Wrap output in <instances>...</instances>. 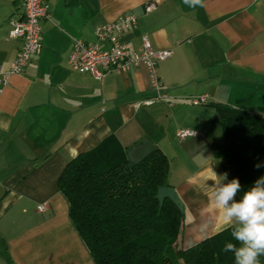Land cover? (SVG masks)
<instances>
[{"label": "crops", "instance_id": "1", "mask_svg": "<svg viewBox=\"0 0 264 264\" xmlns=\"http://www.w3.org/2000/svg\"><path fill=\"white\" fill-rule=\"evenodd\" d=\"M45 2L50 14L40 21V49L0 95V264H96L57 179L69 159L107 138L126 156L148 141L166 157L168 185L184 205L177 248L231 228L210 195L225 173L213 104L246 107L264 118V0H205L195 9L183 0ZM150 3L154 8L145 12ZM21 10V0H0L1 69L22 45L9 37L7 21ZM125 12L138 23L121 41L137 49L146 35L154 49L171 51L156 65L163 90L175 98L171 104L143 103L153 96L143 65L100 80L68 65L74 38L92 42L96 28ZM201 94L208 103L176 99ZM179 129L195 135L179 139ZM197 152L206 163L195 162Z\"/></svg>", "mask_w": 264, "mask_h": 264}, {"label": "trees", "instance_id": "2", "mask_svg": "<svg viewBox=\"0 0 264 264\" xmlns=\"http://www.w3.org/2000/svg\"><path fill=\"white\" fill-rule=\"evenodd\" d=\"M213 105L224 145L221 167L229 181L239 179L241 197L264 176V118L246 107ZM167 175L161 151L132 163L115 138L68 160L57 187L96 264H235L234 254L222 251L235 242L231 228L177 248L183 214L169 199L159 206L155 197L168 185ZM259 260L264 264V256Z\"/></svg>", "mask_w": 264, "mask_h": 264}, {"label": "built area", "instance_id": "3", "mask_svg": "<svg viewBox=\"0 0 264 264\" xmlns=\"http://www.w3.org/2000/svg\"><path fill=\"white\" fill-rule=\"evenodd\" d=\"M153 8L154 4L150 3L145 6L144 11L148 12ZM21 9L20 15L12 14L7 20L9 37L21 38L22 45L8 67L0 68V95L8 85L10 78L23 72L32 55L39 51L41 46L40 21L48 19L50 14L45 0H21ZM137 23V15L125 12L96 28L92 42L74 38L67 63L72 70L89 73L97 80L102 79L109 72H124L131 66L143 65L149 71L151 90L153 91V96L145 99L143 103L151 104L163 101L171 104L175 98L163 90L162 81L156 74L157 63L170 56L171 51L154 49L146 35L140 37L137 49H133L129 43L121 41L122 33L125 30L136 28ZM176 99L193 105L208 103L206 94ZM193 134L194 131L189 129L176 131V137L179 139ZM44 208L45 204L37 206L39 211Z\"/></svg>", "mask_w": 264, "mask_h": 264}, {"label": "clouds", "instance_id": "4", "mask_svg": "<svg viewBox=\"0 0 264 264\" xmlns=\"http://www.w3.org/2000/svg\"><path fill=\"white\" fill-rule=\"evenodd\" d=\"M183 3L195 9L203 7L205 0H183ZM207 159L202 153L194 154V160L199 164L206 163ZM227 176L224 173L222 181H215L210 194L225 224L231 227V237L235 241L226 243L222 251L232 252L235 264H260L259 257L264 256V176L244 191L239 200L236 196L241 183L238 178L225 183Z\"/></svg>", "mask_w": 264, "mask_h": 264}, {"label": "water", "instance_id": "5", "mask_svg": "<svg viewBox=\"0 0 264 264\" xmlns=\"http://www.w3.org/2000/svg\"><path fill=\"white\" fill-rule=\"evenodd\" d=\"M155 150L156 147L152 143L148 141L141 142L139 144L131 146V148L127 150V158L132 163H138ZM155 197L159 202V206L162 205L164 199H169L174 205L177 206L178 210L182 214H184V205L179 199L173 187L169 185L160 186L156 192Z\"/></svg>", "mask_w": 264, "mask_h": 264}]
</instances>
